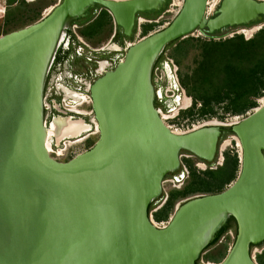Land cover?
<instances>
[{
    "label": "water",
    "instance_id": "water-1",
    "mask_svg": "<svg viewBox=\"0 0 264 264\" xmlns=\"http://www.w3.org/2000/svg\"><path fill=\"white\" fill-rule=\"evenodd\" d=\"M163 1L58 0L0 34V264H194L230 215L236 233L213 264H259L251 244L264 242V103L229 124L174 132L153 105L151 69L173 39L193 31L218 39L260 22L264 0H219L209 14L206 0H181L165 25L127 43L89 85L93 143L66 160L48 154L43 82L68 20L95 4L127 35L136 12ZM222 125L240 142L236 177L178 202L155 226L147 205L179 166L180 150L213 161Z\"/></svg>",
    "mask_w": 264,
    "mask_h": 264
},
{
    "label": "trees",
    "instance_id": "trees-1",
    "mask_svg": "<svg viewBox=\"0 0 264 264\" xmlns=\"http://www.w3.org/2000/svg\"><path fill=\"white\" fill-rule=\"evenodd\" d=\"M15 1L16 3L10 7L9 5ZM6 4L8 5L6 15L12 10H15L16 15L20 16L24 12V18L31 23L30 21L35 19L40 7H42V0H6ZM149 13H157V10L151 9ZM11 16H13L12 12ZM110 19L111 15L105 8L101 7L98 16L89 24L94 31L89 32L88 36L97 33L101 25L110 21ZM26 23L28 24V22ZM148 26L149 24L142 26V34L147 32ZM13 29L16 28L6 29L5 32ZM80 29L82 28L78 29V33L83 35ZM67 34L71 40H77L70 28L67 29ZM193 40L195 41L193 44L195 51L191 58V65H187V68L182 69L179 57L186 53L187 46L191 45ZM182 43H187V45L180 48L177 56L174 54V50L180 47ZM167 47H170L168 56L172 58L173 63L176 65L178 85L177 83L175 85L177 88H183L186 96L190 97V105L180 110L182 114L210 117L215 114L214 108L219 104L227 112L243 114L258 105L256 99L262 97L261 95L264 93V26L248 38H245L241 33H234L230 37L218 39L192 37L190 35L173 39L165 44L156 57L153 66L157 64L161 56H164ZM61 49L60 44L55 50V59H57ZM164 103L165 101L161 100L160 97L155 96L153 99L155 107L161 106L163 108ZM219 129V138L221 135L233 133L230 126L222 125ZM212 162L205 161L207 167L203 170L195 171L190 167L185 184L181 188L170 189L160 207L152 211L154 219H166L174 199L178 196L197 190L218 191L235 178L239 169V157L236 151L224 149L221 163L209 168L208 166H211ZM188 166L190 165L188 164ZM162 196L161 191L148 203L147 212L157 204L156 201L160 200ZM230 230H234L236 233V221L232 215L227 217L220 230L214 234L205 248L215 243L220 236ZM263 243L257 245L261 246ZM254 245L251 244V248ZM198 258L194 261V264H199ZM256 259L259 264H264V248L256 254Z\"/></svg>",
    "mask_w": 264,
    "mask_h": 264
},
{
    "label": "rangeland",
    "instance_id": "rangeland-1",
    "mask_svg": "<svg viewBox=\"0 0 264 264\" xmlns=\"http://www.w3.org/2000/svg\"><path fill=\"white\" fill-rule=\"evenodd\" d=\"M25 1H31V0H25ZM57 1L58 0H42V7H40L39 12H38V14L34 20H37L42 15H44L46 13V11ZM208 1H209V4H212L215 0H208ZM180 2H181V0H167L166 3L162 7H160V10L156 14L149 13L147 16L138 14L136 16L135 25L133 27V31H132L131 35H129L128 37L125 38V41H126L125 44H127L131 41H134V40L140 38L142 35H144V34H142L143 33L142 32V26H144V25L149 24L148 30L146 33L151 32V31L158 29V28L162 27L163 25H165L171 19V17L174 15V13L176 12ZM15 3H16V1L13 2L9 6L12 7ZM213 5L208 6L207 9L208 10L212 9ZM7 6L8 5L6 4V0H0V9L2 10V11L0 10V34L4 33L6 29L17 28V27H20V26L27 24L26 22L29 23V20L24 18V15H23L24 12H22L21 13L22 16H20V15H16L17 13H15V10H12L11 12H12L13 16H11V12L8 15H6L5 12H6ZM34 20H32V21H34ZM32 21H30V22H32ZM263 26H264V19L260 22H257V23H252L250 25L236 26V27L224 30L222 32H218L216 34H218V35L223 34L222 36H220V38H224V37H230L234 33H241L245 38H247V37H250L251 35H253L255 33V31H257L260 27H263ZM71 28L73 29L74 33L76 34V37L81 39L80 41L84 42L86 45H88V47H90L92 49H97L96 52H94V53L92 52L95 55V58L97 60H101V58L99 57L100 52L107 51L108 49H111L114 47L118 48V46H115L112 42H109L110 41V39H109L110 33L112 32V30L114 28V24L112 22V19H110V21H108V22H104L101 25V27L99 28V31L92 36H88L89 32L94 31L93 29H91L92 27L90 25H87V26L83 27L82 29H80V32L83 35H79V33H78L79 28H77L75 26H71ZM245 31H251V33L247 34ZM188 35H190L192 37H196V36L204 37L198 31H193L191 34H188ZM192 42L193 43H191V45L187 46L186 53L183 56H181L182 58L179 57L182 69L187 68V65H191V58H192V55L195 51V48H193L194 47L193 44L195 43V41L193 40ZM186 45H187V43H182L180 47H178L176 50H174V54H176L178 56L179 55L178 52L180 51V48L184 47ZM88 47H86V48L89 50L90 48H88ZM87 49H85L84 51H87ZM169 49H170V47L169 48L167 47L165 49V52H164V58H166V60H167V62H166L167 68L163 69V71H164L165 75L168 74L169 77L171 74V78L174 80V83H177V85H178V79L176 76V65L173 63L172 58H169V56H168L169 51H170ZM91 51H93V50H91ZM153 72H154L155 76L163 79V76L160 75L159 68H154ZM167 87H165L167 90L164 88V92H169ZM178 88H177V92H175V94L177 93V95H176L175 103L172 106L173 108L171 109V107H170L169 109L163 110L160 107L161 108L160 111L162 114L168 115V118H166L165 121H167L172 126H175L176 123L183 122V125L180 127L181 129L187 128V127L188 128L196 127L199 124H202L205 122H212L213 120H216L222 124H229V123H232L236 120L241 119L247 113L251 112L254 108L253 107V108L245 111L243 114H232V113L227 112L224 109H222L221 105L219 104V105H216L214 108L216 111L215 114H213L210 117H200L196 114L184 115L180 112V110L188 107L190 105V101L186 106H184L183 96L186 94L184 93V91L181 88H179V89ZM261 96L262 97H258L256 99L258 102V105L262 104L261 99L264 97V93ZM61 103H62L61 106L63 107L62 110L65 107L77 109L75 105L72 106L70 104H64L63 102H61ZM76 111H80V112L82 111V112L89 113L90 105L87 103H83L79 107V109H77ZM176 111H177V113H176ZM64 116H67V115H64ZM88 118L89 119L91 118V114H88ZM93 120L94 119H92V123H91V130H90L91 132L96 127L95 126L96 123ZM50 127L51 126H49L48 128H50ZM91 132L88 135L85 134L84 136H82V138H78L77 140H73V141L70 139L74 138V137L63 136L61 138L63 140L61 141V143L56 144L55 148L53 146H51L52 143L50 142V140H48V145H49L48 149L52 155H55L58 151H60L61 153H65L66 148H68L67 152H70L69 156H71V155H73V154H75V153H77V152H79L85 148H88V146H90L93 143V141L97 137V132H94V133H91ZM224 138H226V139L224 140ZM226 141H229V143H225ZM237 142H238L237 139H235V136L232 134L231 135L230 134L224 135L222 138H220L218 140V143H217V155H216L215 159L213 160V162L211 163V166H208V167L213 168L215 165L221 163L222 159H220L219 156L222 155V151L224 149H232V150L237 152V155H239L240 154V147L238 146ZM62 155L63 154H61V155L59 154V156H62ZM67 158H69L68 155H67ZM67 158H64V159L60 158V159L66 160ZM179 159H180L179 167H177L173 171L167 172L164 175L162 182H161V191L163 193V196L160 199V201L156 205H154V209H157L158 207H160V205L166 199L167 193L170 189H172V188L178 189V188H181L185 184V182L187 181L188 176H189L190 167L193 168L195 171L203 170L207 167V165H206L207 163H205V161L197 159L194 155L189 154L186 150H183V149L180 150ZM188 164L190 166H188ZM175 172L181 173V175L178 179L173 177V174ZM237 173H238V171H237ZM237 173H236V175H237ZM231 181H233V180H231ZM231 181L229 183H231ZM229 183H226L223 187H225ZM206 192L207 191L197 190V191L187 192V193L183 194L182 196H178L177 198L174 199L172 206H171L166 218H168V216L172 213L175 205L178 202H181L185 198L190 197L194 194H200V193H206ZM234 235H235L234 230L227 231V233L220 236L215 243H213L210 246H208L207 248H205L198 258L199 264H213L216 261H218L219 259H221L222 256L225 254L227 248H229V246L231 245L233 238H234ZM263 248H264V243L261 246L260 245L252 246L251 252L255 256V258H256V254L261 252Z\"/></svg>",
    "mask_w": 264,
    "mask_h": 264
},
{
    "label": "flooded vegetation",
    "instance_id": "flooded-vegetation-1",
    "mask_svg": "<svg viewBox=\"0 0 264 264\" xmlns=\"http://www.w3.org/2000/svg\"><path fill=\"white\" fill-rule=\"evenodd\" d=\"M166 3L164 0L160 7H162ZM157 10V12L160 10ZM97 8V9H96ZM98 5H92L88 7L85 11L84 15L72 17L68 20L67 24L64 26L62 36L57 46L61 44V51L57 55V59H55V51L50 63L47 67L43 89H42V101H43V119L47 127L52 125V120L58 117H67L70 120H82V124L86 127L82 129L77 135H69L70 140H77L78 138H82L85 134H89L91 131V123L93 119V113L90 106L89 113L76 111L83 103H87L90 105V95H89V85L91 82L100 75L104 70L110 69L114 66L116 61L122 56L124 49L127 44L125 38L131 35L133 31V27L135 25L136 16L144 15L147 16L149 11H140L136 12L134 16V24L129 32V34H124L119 25L114 24V28L110 33L109 42H112L118 48H111L107 51H102L99 53V57L101 60H97L95 55L97 49H92L88 47L84 42L80 41L76 34L74 33L71 26H75L77 28H83L92 22L94 18H96L100 12ZM156 14V13H152ZM93 15V16H92ZM112 19V18H111ZM70 28L73 34L75 35L76 41L71 40L67 35V29ZM216 33V32H215ZM56 46V48H57ZM90 48L89 50L86 48ZM87 49V51H84ZM56 50V49H55ZM93 50V51H91ZM93 52V53H92ZM121 54L120 56H118ZM167 60L164 56L159 58L157 64L155 66L152 65L151 69V80L154 89V96L160 97L161 100L165 101L164 109H171L175 103L177 92V87L174 83V80L168 76L161 73V69L167 68ZM159 68L160 75L162 78H158L155 76L153 69ZM168 86V87H167ZM167 87L169 92H164V88ZM171 89H170V88ZM166 89V88H165ZM179 89V88H178ZM167 90V89H166ZM75 105L77 109H72L69 107H65L62 110V103ZM58 104V105H57ZM161 107V106H160ZM158 107L159 109H161ZM88 114H91V118H88ZM67 115V116H64ZM94 121V120H93ZM96 126V125H95ZM93 133V132H91ZM230 133L224 134L229 135ZM220 135V131H219ZM218 140L222 138L224 135H221ZM50 142L51 146L56 147V144L61 143L63 139L59 138V140H55L54 135L51 134ZM226 138H224L225 140ZM218 143V142H217ZM189 153V152H188ZM190 154V153H189ZM197 158V157H196ZM199 159V158H197ZM202 160V159H199ZM203 161V160H202ZM180 165V164H179ZM179 167V166H178ZM181 175L180 172H175L173 174L174 178H179ZM160 200H157L158 203Z\"/></svg>",
    "mask_w": 264,
    "mask_h": 264
},
{
    "label": "bare ground",
    "instance_id": "bare-ground-1",
    "mask_svg": "<svg viewBox=\"0 0 264 264\" xmlns=\"http://www.w3.org/2000/svg\"><path fill=\"white\" fill-rule=\"evenodd\" d=\"M1 10V9H0ZM2 11V10H1ZM247 34L251 33V31H245ZM184 98V106H186L189 101L190 98L187 97L186 95L183 96ZM261 102L264 103V97L261 99ZM82 120H70L67 117H58L55 118L51 127L47 129V133L49 135L54 134L56 137V140L58 141L59 138L63 137V136H69V135H77L82 129L86 128L83 124H82ZM212 122H218L216 120H213ZM206 123V122H205ZM235 139H237V143L238 146L240 147V142L238 140V138L235 136ZM48 139H46V147L48 149ZM225 143H229V141H226ZM224 143V144H225Z\"/></svg>",
    "mask_w": 264,
    "mask_h": 264
},
{
    "label": "built area",
    "instance_id": "built-area-1",
    "mask_svg": "<svg viewBox=\"0 0 264 264\" xmlns=\"http://www.w3.org/2000/svg\"><path fill=\"white\" fill-rule=\"evenodd\" d=\"M218 1L219 0H215L212 4H209V1L208 0H206V3H205V7H206V13L207 14H209V13H211L210 11L216 6V4L218 3ZM214 4V5H213ZM180 5V4H179ZM210 5H213V8L212 9H210V10H208L207 8H208V6H210ZM179 7V6H178ZM178 9V8H177ZM177 11V10H176ZM248 38V37H247ZM158 108V107H157ZM159 109V108H158ZM160 110V109H159ZM176 113H177V111H176ZM160 117H161V119H162V121H163V123L171 130V131H174V132H184V131H187V130H189V129H191V128H193V127H191V128H180L182 125H183V122H179V123H176V125L175 126H172L171 124H169L167 121H165L166 120V118H168V115H164V114H162L161 113V111H160ZM200 125V124H199ZM193 126V125H192ZM95 127V126H94ZM93 133L94 132H97V129H96V127L94 128V130L92 131ZM89 147V146H88ZM55 148V147H54ZM86 149V148H85ZM67 150H68V148H66V150H65V153H61L60 151H58L55 155H52L51 153H50V151H49V149H47V151H48V154L51 156V157H53L54 159H57V160H61V159H64V158H67V155H68V157H72L73 155H75V154H73V155H71V156H69V153L70 152H67ZM84 150V149H83ZM82 151V150H81ZM80 152V151H79ZM78 153V152H77ZM59 154L61 155V154H63L62 156H59ZM61 158V159H60ZM68 159V158H67ZM155 209H154V206L153 207H151V209L148 211V216H149V219H150V221L155 225V226H158V227H160V226H163V225H165V223H166V221H167V219L168 218H166V219H159V220H156V219H154V217H153V215H152V211H154Z\"/></svg>",
    "mask_w": 264,
    "mask_h": 264
}]
</instances>
